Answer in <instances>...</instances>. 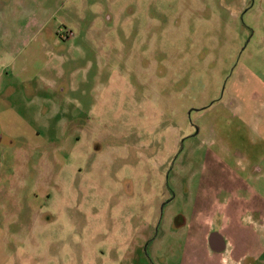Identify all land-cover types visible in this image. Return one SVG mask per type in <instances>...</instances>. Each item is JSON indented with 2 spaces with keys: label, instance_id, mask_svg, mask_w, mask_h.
<instances>
[{
  "label": "rangeland",
  "instance_id": "1",
  "mask_svg": "<svg viewBox=\"0 0 264 264\" xmlns=\"http://www.w3.org/2000/svg\"><path fill=\"white\" fill-rule=\"evenodd\" d=\"M231 1L0 0V264H181L227 172L264 196V0Z\"/></svg>",
  "mask_w": 264,
  "mask_h": 264
},
{
  "label": "crops",
  "instance_id": "2",
  "mask_svg": "<svg viewBox=\"0 0 264 264\" xmlns=\"http://www.w3.org/2000/svg\"><path fill=\"white\" fill-rule=\"evenodd\" d=\"M238 173L227 172L206 199L197 198V208L215 209L213 216L193 212L186 219L173 220L183 231L181 264H222V258L223 264H264V196L245 186Z\"/></svg>",
  "mask_w": 264,
  "mask_h": 264
},
{
  "label": "flooded vegetation",
  "instance_id": "3",
  "mask_svg": "<svg viewBox=\"0 0 264 264\" xmlns=\"http://www.w3.org/2000/svg\"><path fill=\"white\" fill-rule=\"evenodd\" d=\"M246 9V8H245ZM225 263V260L222 258V264Z\"/></svg>",
  "mask_w": 264,
  "mask_h": 264
}]
</instances>
